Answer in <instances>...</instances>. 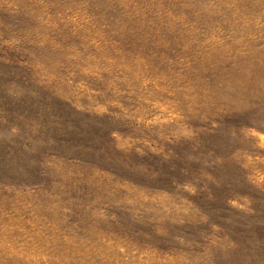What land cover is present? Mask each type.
I'll list each match as a JSON object with an SVG mask.
<instances>
[{
  "label": "rangeland",
  "instance_id": "rangeland-1",
  "mask_svg": "<svg viewBox=\"0 0 264 264\" xmlns=\"http://www.w3.org/2000/svg\"><path fill=\"white\" fill-rule=\"evenodd\" d=\"M0 264H264V0H0Z\"/></svg>",
  "mask_w": 264,
  "mask_h": 264
}]
</instances>
